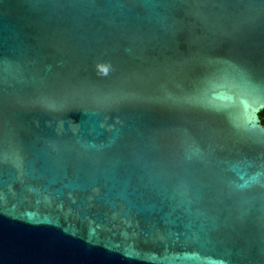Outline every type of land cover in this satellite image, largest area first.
<instances>
[{
    "label": "water",
    "instance_id": "1",
    "mask_svg": "<svg viewBox=\"0 0 264 264\" xmlns=\"http://www.w3.org/2000/svg\"><path fill=\"white\" fill-rule=\"evenodd\" d=\"M263 109L264 0H0V264H264Z\"/></svg>",
    "mask_w": 264,
    "mask_h": 264
},
{
    "label": "trees",
    "instance_id": "2",
    "mask_svg": "<svg viewBox=\"0 0 264 264\" xmlns=\"http://www.w3.org/2000/svg\"><path fill=\"white\" fill-rule=\"evenodd\" d=\"M259 116L261 118V122L264 125V109L259 113Z\"/></svg>",
    "mask_w": 264,
    "mask_h": 264
},
{
    "label": "snow or ice",
    "instance_id": "3",
    "mask_svg": "<svg viewBox=\"0 0 264 264\" xmlns=\"http://www.w3.org/2000/svg\"><path fill=\"white\" fill-rule=\"evenodd\" d=\"M109 69L108 68H102L101 71L104 73V72H107Z\"/></svg>",
    "mask_w": 264,
    "mask_h": 264
}]
</instances>
